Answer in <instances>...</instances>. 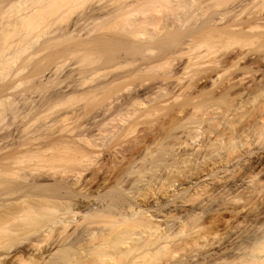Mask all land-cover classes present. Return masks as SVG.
<instances>
[{"label": "bare ground", "instance_id": "6f19581e", "mask_svg": "<svg viewBox=\"0 0 264 264\" xmlns=\"http://www.w3.org/2000/svg\"><path fill=\"white\" fill-rule=\"evenodd\" d=\"M65 54L82 68L60 75ZM116 59L140 63L114 74ZM138 78L158 81L154 97L126 88ZM24 84L43 97L17 92ZM74 98L87 103L60 107ZM88 104L98 109L89 124L107 112L118 124L67 126ZM168 105L154 121L152 110ZM33 109L45 123L19 126ZM139 112L152 114L147 132L91 173ZM66 154L75 163L43 170ZM0 188V264H69L68 249L81 264H142L197 243L205 209L234 196L264 206V0H0ZM112 189L124 198L99 199ZM234 217L207 252L164 264H264V208Z\"/></svg>", "mask_w": 264, "mask_h": 264}, {"label": "rangeland", "instance_id": "374dc122", "mask_svg": "<svg viewBox=\"0 0 264 264\" xmlns=\"http://www.w3.org/2000/svg\"><path fill=\"white\" fill-rule=\"evenodd\" d=\"M111 1H113V0H111ZM111 1L110 0H107V2H111ZM84 5H82V8H79V9L81 10L83 8H86V5L85 6ZM74 14L72 13L71 14V17H69L70 15H68V18L66 19V21H69L70 22L74 18V16H75ZM66 42H68V43H66ZM68 45H72V43L69 42V41H65V43L63 42V46L60 45V46H58V48L56 46L55 49L56 48L57 49H60V48H63L64 46H67V49H68L69 48ZM72 47L73 46H71L70 48H72ZM69 56L70 55H66L65 54V56L63 58L64 61L62 63L63 64L62 70H60L61 72H59L60 75L63 74L64 72H65L64 74H66L69 71H72L73 73H76L77 71H79V69L82 68L81 63L78 62V61H80L78 59V57H76V56H70L69 57ZM115 61H117V65L114 68L115 69L114 74H119V73H123V72H128V71L134 70L136 68V66L140 63L137 59H116ZM115 61H114V63H116ZM100 66L102 67L103 64L100 65ZM116 69H117V73H116ZM28 72H29V70L27 72L24 71V73L20 74V77L19 78H16L15 77L16 80L22 79L24 77V75H27L28 74ZM50 74L51 73H49L48 75H50ZM13 76H14V74L11 73L10 76H8V78L5 79V81L11 80V79L13 80V78H14ZM103 76H105L103 74V72H101L98 75L97 74L96 75L94 74L93 75L94 78L91 76L93 80L91 81V79H90V81L89 80L88 81H89V83L91 85H93V83L95 84L97 81L98 82L101 81ZM53 77H55V76H53ZM96 79H98V80L96 81ZM67 80H68V82H65V84H69L72 81V78H67ZM93 81H95V82H93ZM141 81H142L141 78L135 79L133 81L131 80L130 81V85L128 87H126V88L127 89L128 88L129 89L131 88V90L133 91L138 86V88H136L134 90L136 93H144V92H147L148 95L149 94H152V96L154 97L155 96V92H153V91H155L157 89L156 86L158 85V81L157 80L155 81L153 79L152 80L149 79V80L144 81V85H141L140 86L139 82H141ZM89 83H87L86 86L87 85L89 86ZM137 84H139V85H137ZM24 85H22L23 87L20 86L19 87L20 89L17 90V92H25L27 95L29 94L32 97L35 96V98L36 97L37 98L38 97L40 98V96L42 95L41 92L31 93V91L27 90L29 84L27 86H26V84H24ZM71 85H72V83H71ZM133 86H136V87L133 89ZM139 87H141V89H139ZM124 89L125 88L121 89V91L123 92V96H124V94L127 91V89L126 90H124ZM122 92H121V95H122ZM127 92H129V90ZM42 93H43V91H42ZM173 93H174V91H172L171 93H169L168 96H167V98H171V96L173 95ZM38 94L39 95L41 94V95L39 96ZM156 96H157V94H156ZM41 97H43V96H41ZM143 97H144V95H143ZM35 98H31V101L34 100ZM18 99H17V102L19 101V103H17V106L20 107V108H25L24 106L26 104L23 105V103L25 102L24 101L25 99H23L22 97L21 98H18ZM85 100H86L85 98L84 99L83 98H74L73 100L68 101L66 104H64V105H62L60 107L62 109L64 108V110L65 109H71V108H74V107L75 108H78V107L81 108V107H83V105H85V103H87V100L86 101ZM29 101H30V99H29ZM152 102L150 104H156V102H153V103ZM22 105H23V107H22ZM18 107L16 108V105H15L14 108L16 110L15 109L13 110L11 108L10 109V112H9V116H12L15 113L18 114V111H17ZM68 107H71V108H68ZM86 107H87L85 109L86 112L83 113L82 117H78L76 114L75 115H71V118L69 120H67L66 125L68 126L71 123V124H74L73 126H78L80 124L88 123L89 120H92L93 121V118H91V117H93L94 115L97 114L96 113L98 111L97 106H95V105H89L88 104V106L86 105ZM166 107H168V108L165 110ZM132 108H134V109L132 110ZM157 108H159L158 112L155 113V111H157L156 109H153L152 112H151V113H153V111L155 110L154 113H153V115L151 114L152 116H155V117H152L153 120L154 119L155 120H158V119L161 120L163 116H164L163 118L167 117L168 112L170 110L169 109V105L168 106H158ZM160 108H162V109H160ZM35 109H37V108H35ZM35 109H33V111L31 110L30 112H28L29 114L27 115V117H25L26 120H24L23 122L21 120V116H19V118H20L21 121H18L16 123H20L19 126L23 125L24 123H27V126H28L27 128L28 129H30V130L37 129L39 126H41L43 123H45L44 122L45 119L42 122H41L42 119L33 120L34 117H35V115H36V113L38 112V110H35ZM20 110H22V109H20ZM134 110H135V107H131L130 108V111H134ZM11 111H13V112H11ZM56 112H59V111L58 110L57 111L54 110V112L52 111L51 113H48V114H49V116H51V115L54 116ZM139 114H140V112L137 113V115L134 114L133 116H131V118L132 117L133 118L131 120L129 119L130 121L128 120V123H126L124 125V127H122V129L121 128L120 129L118 128L120 131L118 133H116V135L114 136V138L106 146V149L104 151V159L103 160L102 159L97 160L92 165V167L90 169L91 170L90 171L91 173H94L97 176L98 175L100 176L102 174L101 171H100V170H102V169H100L101 168V163L102 162H105V161L106 162L108 161L107 158L109 159V157H110L109 155L111 154L112 148H115V147L120 148V145L122 146L124 144L125 145L130 144L136 138H138V136L141 137L142 135H144L147 132V130L149 129L147 127V126H149V122L150 121H153L150 118L151 115L149 114V117L148 118L147 117H145V118L142 117L141 119L139 118L140 119L139 120V119H137V117H138ZM111 117L112 116H110V112L109 113L107 112V115L106 116L104 115L101 118L97 117L95 123H92V121H91V124L88 123V126L90 127L89 130L95 131V129L97 128L96 125L101 124L103 122H104V124L108 122V124H105V127H107V129H110V128L113 129L112 126H114V125H116L118 123H116V122L113 121V123H114V125H113L112 121H110V118ZM145 119H151V120H149V121L147 120L145 122L144 121ZM109 122H110V124H109ZM157 122L158 121H156V123ZM152 126H153V124H152ZM118 129H115L116 132H117ZM70 157H71V155L66 154L61 159H52V160H50V161H48L46 163V166L44 164L45 167H42V168H44L43 170H49L50 169V171L61 172L65 168H67L68 166H71L73 163H75L74 159L72 157L71 158ZM104 169H105V167H104ZM0 190H1V188H0ZM120 194H121V196H120ZM115 195H116V197H119V198L122 197V198H124V195L122 194V192H120V190L118 192L117 189L116 190H113L112 189V190H105L104 192H102L99 195V199L102 200V201H107V200H110V199H113V198L116 199V197H114ZM263 208H264L263 204L257 205V204H255L253 202H250L249 200H247V199H245L243 197H240V196H237L236 197V196H234V197L230 198L227 201H223L221 207H218L216 210H214V209L213 210L205 209L202 212V214L199 217V219L194 224L195 227H196L195 229L201 235V238L198 239V242L197 243L193 244L190 248H186V249H183V248H181L179 246H173L170 249L165 250V251H157L156 253H151V254H149L147 256L146 259H144V261L142 262V264H164V263H166V261L170 260L174 254H176V256H182V255H184V254H186L188 252H194V253H197L198 255H201L202 253H205L209 249H211L213 247V245H214V242L216 240H218L223 235V233L226 230L225 223H224L225 220H230L232 222V220L234 218H236V217H234V213L235 212L239 211L241 214H244L246 212L259 211V210H262ZM90 219L104 221L107 218L106 217H103L102 215H100V216L90 217ZM187 229L189 230V228H187ZM185 237H186V232L183 233L178 238H179V240H182V238H185ZM61 260H66V261L68 260L69 261V264H81V263H78L79 260L75 259V256H73V250H70V249L65 250L64 252L61 253ZM51 263H52V261L50 262V264ZM45 264H49V262L48 263H45ZM206 264H210V263H206ZM224 264H231V262H226Z\"/></svg>", "mask_w": 264, "mask_h": 264}]
</instances>
